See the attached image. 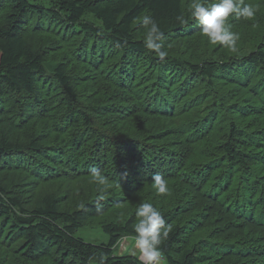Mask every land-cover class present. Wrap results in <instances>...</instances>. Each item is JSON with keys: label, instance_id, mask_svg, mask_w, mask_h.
Instances as JSON below:
<instances>
[{"label": "trees", "instance_id": "obj_1", "mask_svg": "<svg viewBox=\"0 0 264 264\" xmlns=\"http://www.w3.org/2000/svg\"><path fill=\"white\" fill-rule=\"evenodd\" d=\"M191 2L0 0V264H140L115 251L143 202L168 264H264V0L230 21L236 52L175 22Z\"/></svg>", "mask_w": 264, "mask_h": 264}, {"label": "clouds", "instance_id": "obj_2", "mask_svg": "<svg viewBox=\"0 0 264 264\" xmlns=\"http://www.w3.org/2000/svg\"><path fill=\"white\" fill-rule=\"evenodd\" d=\"M256 10L245 0H192L188 6L187 17L180 13L175 16V22L181 26L187 25L190 20L199 25L202 34L207 37L210 45H220L231 52L238 51L239 35L232 31L231 20H253ZM255 26V25H253ZM142 27L145 30L144 47L154 53L161 62L165 61L167 52L166 37L160 23L152 16L142 18ZM97 182L106 184L107 179L101 177L98 169H91ZM152 187L160 196H167L169 188L164 176L157 173L152 176ZM98 200L104 199V191L98 194ZM99 210V209H98ZM137 222L134 227L133 244L127 246L129 237L121 238L125 244V251L136 255L140 264H167L161 245L168 239L171 225L168 224L162 212L153 203H140L135 211ZM97 264H105V258L90 257Z\"/></svg>", "mask_w": 264, "mask_h": 264}, {"label": "rangeland", "instance_id": "obj_3", "mask_svg": "<svg viewBox=\"0 0 264 264\" xmlns=\"http://www.w3.org/2000/svg\"><path fill=\"white\" fill-rule=\"evenodd\" d=\"M78 236L84 239L88 243L97 244V245L108 244L110 242L109 235L105 234L103 231L97 228H88L82 230L78 234ZM132 244H133V240L132 238H129V240L127 241V246L131 247ZM115 253L116 255L131 254L129 251H125V244L122 243V241L117 246Z\"/></svg>", "mask_w": 264, "mask_h": 264}]
</instances>
